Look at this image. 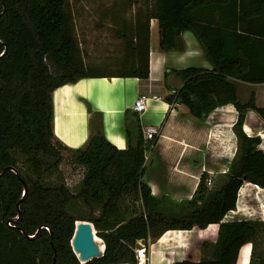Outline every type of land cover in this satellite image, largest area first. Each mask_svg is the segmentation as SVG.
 <instances>
[{
  "label": "trees",
  "instance_id": "1",
  "mask_svg": "<svg viewBox=\"0 0 264 264\" xmlns=\"http://www.w3.org/2000/svg\"><path fill=\"white\" fill-rule=\"evenodd\" d=\"M137 3L127 0L136 8L113 30L128 46L127 67L105 71L84 63L65 0H0V264H137V240L209 224L218 225L216 239L200 243L201 258L171 264H235L241 245L264 229L260 221L221 222L235 208L242 182L264 188L260 139L242 129L248 110L264 121V105H255L253 91L245 100L236 94L238 81L264 82V0ZM209 12L216 17L209 19ZM114 14L118 19L119 12ZM150 19L156 21L160 51H181L180 33L189 31L210 65L170 69L180 85L164 101L183 105L199 120L227 104L236 111L231 129L237 147L227 171L210 187L202 172L190 198L179 202L152 196L141 181L155 136L142 138L136 113L124 111L125 136L133 135L124 149L103 138L100 115L90 110L91 129L82 146L67 148L51 131L56 87L84 77L147 78ZM63 151L82 169L73 190L58 171ZM79 204L87 215L75 208ZM77 220L89 221L104 245L100 256L84 263L69 245Z\"/></svg>",
  "mask_w": 264,
  "mask_h": 264
},
{
  "label": "crops",
  "instance_id": "2",
  "mask_svg": "<svg viewBox=\"0 0 264 264\" xmlns=\"http://www.w3.org/2000/svg\"><path fill=\"white\" fill-rule=\"evenodd\" d=\"M215 17L209 12V19ZM148 31L147 78L84 77L56 87L51 93V131L67 148L82 146L91 129L90 110L100 115L99 131L103 138L114 147L124 149L127 141L133 138L132 133L128 140L125 136L124 111H128V116L134 112L132 104L141 94L155 96V99H147L144 111L134 112L141 133L149 126L156 129L155 142L144 155L141 181L152 196H165L170 201L179 202L190 198L202 172L209 178V174L219 176L227 171L237 147L231 129L236 111L227 104L212 109L199 120L191 117L183 105L165 102L170 91L180 85V81L168 73L170 69H210V65L189 31L180 33L181 51L166 52L157 47L155 19L149 20ZM129 53L128 46L122 44L119 56L115 57L117 70L127 67ZM236 86L240 100H245L248 92L253 91L255 105H264V82L238 81ZM259 120L264 123L255 112L246 111L242 129L247 136H250L247 131L257 129ZM255 136L260 139L257 148L264 152V132ZM238 220L264 222V188L249 182L241 183L235 208L228 211L221 222ZM217 227V224H209L203 229L167 230L151 244L147 262L143 261V264H171L182 259L196 262L201 258L200 243H213ZM136 257L138 261L137 254ZM235 264H264V229L252 242L241 245Z\"/></svg>",
  "mask_w": 264,
  "mask_h": 264
},
{
  "label": "rangeland",
  "instance_id": "3",
  "mask_svg": "<svg viewBox=\"0 0 264 264\" xmlns=\"http://www.w3.org/2000/svg\"><path fill=\"white\" fill-rule=\"evenodd\" d=\"M66 10L72 15L75 36L78 46L81 50L82 58L86 64H92L105 71H115L118 69L116 65V56L121 51V41L114 38L113 30L120 27L122 18L126 19L132 10L136 8L127 5V0H65ZM138 6H141L143 0H137ZM119 12V18L113 20L114 13ZM117 21V23H115ZM118 54V55H117ZM238 91L236 92V94ZM238 95V94H237ZM250 136L262 134L264 132V123L260 120L257 124V129L247 131ZM261 146V145H259ZM147 153V152H146ZM62 161L59 164L58 171L61 174L63 182L73 190V186L81 175L82 169L72 163L70 153L68 151L62 152ZM235 156V155H234ZM22 168V166H21ZM218 175L209 174L211 184L216 181ZM128 201V199L126 200ZM134 203V205H136ZM78 211L82 210L87 215V210L79 204L75 205ZM94 214L96 212L94 211ZM93 241L99 246L101 253L103 251V241L96 235L92 228ZM155 239H146L144 242L137 240L133 247V253L136 257V250L140 248L143 250L144 260L147 262V254L151 248V244ZM137 260V259H136Z\"/></svg>",
  "mask_w": 264,
  "mask_h": 264
},
{
  "label": "water",
  "instance_id": "4",
  "mask_svg": "<svg viewBox=\"0 0 264 264\" xmlns=\"http://www.w3.org/2000/svg\"><path fill=\"white\" fill-rule=\"evenodd\" d=\"M25 189L23 188V193ZM72 252L80 263L101 255L99 246L93 241L92 225L89 221L77 220L69 240Z\"/></svg>",
  "mask_w": 264,
  "mask_h": 264
},
{
  "label": "built area",
  "instance_id": "5",
  "mask_svg": "<svg viewBox=\"0 0 264 264\" xmlns=\"http://www.w3.org/2000/svg\"><path fill=\"white\" fill-rule=\"evenodd\" d=\"M174 93V90H171L170 91V94H173ZM147 99H155V96H150V97H146L144 95H139L135 98L133 104H132V110L136 113H141L142 111L145 110V107H146V101ZM156 134V129L152 126H149V127H146L144 129V131L142 132V138L144 140H148V139H152ZM211 184V180L209 178H206L205 180V185L206 186H209ZM136 254L139 255V253H142L143 250H141L140 248H138L136 251ZM140 256V255H139ZM138 256V257H139ZM137 259V257H136Z\"/></svg>",
  "mask_w": 264,
  "mask_h": 264
},
{
  "label": "bare ground",
  "instance_id": "6",
  "mask_svg": "<svg viewBox=\"0 0 264 264\" xmlns=\"http://www.w3.org/2000/svg\"><path fill=\"white\" fill-rule=\"evenodd\" d=\"M139 255H138L139 257H138L137 264H143V260H144V254H143V252L142 253H139ZM122 264H126V263H122Z\"/></svg>",
  "mask_w": 264,
  "mask_h": 264
}]
</instances>
